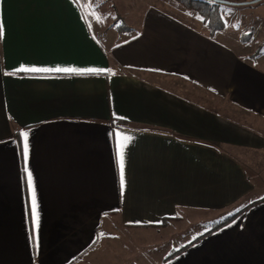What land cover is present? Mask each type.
I'll list each match as a JSON object with an SVG mask.
<instances>
[{
	"label": "crops",
	"instance_id": "0c3cea01",
	"mask_svg": "<svg viewBox=\"0 0 264 264\" xmlns=\"http://www.w3.org/2000/svg\"><path fill=\"white\" fill-rule=\"evenodd\" d=\"M90 4L4 0L0 264H264V69L242 31L224 42V27L211 34L191 9L178 12L192 23L156 4L124 27L100 24ZM21 65L110 71L4 75ZM118 130L132 137L123 194ZM181 220L189 238L177 246L168 234Z\"/></svg>",
	"mask_w": 264,
	"mask_h": 264
},
{
	"label": "rangeland",
	"instance_id": "374dc122",
	"mask_svg": "<svg viewBox=\"0 0 264 264\" xmlns=\"http://www.w3.org/2000/svg\"><path fill=\"white\" fill-rule=\"evenodd\" d=\"M226 1L227 2H216L214 9L208 10L209 13L218 16L217 20L220 21L224 27V31L221 34V40L228 43L232 42L234 39L233 37L237 36L238 31H242L241 34L245 36V38L249 36L247 43L242 46L245 52H248L249 54L253 53L260 46L262 47V51H264V0ZM210 2L212 3V1ZM186 3L190 5L191 10L195 12L197 10L196 5L198 8H200L202 5L197 0H172L170 5L169 3H166L165 0H91L90 6H84V10L87 14L96 17L97 22L100 24H104L107 22V20L113 19V23H115V25H120L122 22H124V20H130L134 16L139 15L150 4L161 6L162 8L169 10L171 13L181 16L182 19L184 18L183 20H187L190 23H192V19H188L186 13L188 16L189 14H193L197 16V19L202 20V18L197 13H193L191 10H182L186 12H183L184 14H182V12H178V7L184 8L183 6ZM207 28L211 34L217 35L216 31L212 32L210 30L209 26H207ZM246 57L248 58V55ZM252 61L257 66H260L264 69V54ZM191 94L194 96V98L199 97L205 106L211 105L217 107V105H219V102H214V100H211V96L205 92H196V94ZM242 157L246 159V156ZM252 171L254 172V170ZM223 215L224 214H219L217 216L213 215L212 217L206 218L207 220L203 222L204 224L202 229L197 227L193 232L199 233L200 231H207L210 229L212 223L219 221ZM184 222L185 220H181L179 222V226L176 229H171V233L168 234L171 235L173 239H177V246L181 245V243L183 244V242L189 238V236L186 234ZM189 232L191 233V231Z\"/></svg>",
	"mask_w": 264,
	"mask_h": 264
},
{
	"label": "snow or ice",
	"instance_id": "6c2138e0",
	"mask_svg": "<svg viewBox=\"0 0 264 264\" xmlns=\"http://www.w3.org/2000/svg\"><path fill=\"white\" fill-rule=\"evenodd\" d=\"M3 3L4 0H0V41L4 40L7 35V28L4 23L3 19ZM108 69H77L74 67H37V66H24L21 65L16 67L15 69L5 72L4 75H15L20 72L24 73H80L83 74L84 72L89 73H103L108 72ZM114 75V73H113ZM20 137L22 138V156L25 161V182L28 186L30 192V215L33 225V240L38 244V230H39V216H38V209H37V200L35 195V189L32 180V173L27 166V161L29 160L30 150H29V142L28 137L29 133L27 131H22L19 133ZM113 137L116 140L117 149H116V161L119 168V185L121 189V194L126 187V178H125V149L128 144L131 142L132 137L125 134L122 131H116L113 133Z\"/></svg>",
	"mask_w": 264,
	"mask_h": 264
},
{
	"label": "trees",
	"instance_id": "16d2710c",
	"mask_svg": "<svg viewBox=\"0 0 264 264\" xmlns=\"http://www.w3.org/2000/svg\"><path fill=\"white\" fill-rule=\"evenodd\" d=\"M197 1L200 2L202 5L200 8H198L196 5V8H197L196 12L202 18V21L204 22V24L209 26V28L212 32L222 29L223 28L222 23L217 20L218 16L208 12L209 9L210 10L214 9V5L216 3H211L208 0H197ZM183 7L186 9H188V8L191 9V6L188 5L187 3ZM119 26H123V24L121 23ZM248 39H249V36H247L246 38H243L242 40L248 41ZM262 54H264V51H262V47L260 46L253 53H251L249 55V58L252 60H255L256 58H258ZM263 199H264V197L260 200H263ZM238 212L239 211H235V212H231V213L223 215V217L221 219H219V221L212 223L210 229H208L206 232L214 230V229L224 225L229 220H231L234 216H236L238 214Z\"/></svg>",
	"mask_w": 264,
	"mask_h": 264
},
{
	"label": "water",
	"instance_id": "95a60500",
	"mask_svg": "<svg viewBox=\"0 0 264 264\" xmlns=\"http://www.w3.org/2000/svg\"><path fill=\"white\" fill-rule=\"evenodd\" d=\"M212 1H214V2H227L226 0H212ZM244 3H246V2H244Z\"/></svg>",
	"mask_w": 264,
	"mask_h": 264
}]
</instances>
